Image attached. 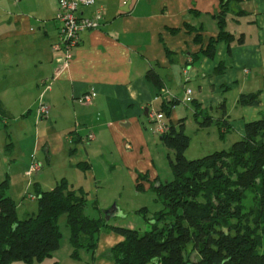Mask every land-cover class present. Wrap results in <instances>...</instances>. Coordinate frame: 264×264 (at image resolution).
I'll list each match as a JSON object with an SVG mask.
<instances>
[{"label": "crops", "instance_id": "crops-1", "mask_svg": "<svg viewBox=\"0 0 264 264\" xmlns=\"http://www.w3.org/2000/svg\"><path fill=\"white\" fill-rule=\"evenodd\" d=\"M96 5L105 7L103 24L81 33L69 66L61 68V53L52 49L57 0H0V182L7 180L6 195L15 201L17 215L37 211L34 184L49 190L65 178L97 202L104 199L101 188L111 200L118 197L124 180L142 189L162 182L153 152L161 140L151 110L176 128L182 119L184 131L190 113L196 123L207 118L206 126L196 128L206 145L228 136L240 139L246 122L264 117V0H242L226 13L230 41L217 39L219 0H96ZM82 10L88 14L92 8ZM211 39L215 51L208 56ZM56 72L42 96L49 107L43 117L38 82ZM187 87L190 99L184 100ZM89 91L95 92L89 102L77 100ZM250 92H259L260 103L240 104V95ZM162 101L173 102L168 113ZM90 132L94 138L86 140ZM33 158L41 168L31 175ZM94 207V218L105 217ZM138 210L112 207L107 223L144 231L153 215L146 210L139 218ZM121 213L136 224L119 222ZM122 239L103 228L94 250L80 249L78 260L114 264L104 253ZM60 248L61 241L49 257L58 264Z\"/></svg>", "mask_w": 264, "mask_h": 264}, {"label": "trees", "instance_id": "trees-1", "mask_svg": "<svg viewBox=\"0 0 264 264\" xmlns=\"http://www.w3.org/2000/svg\"><path fill=\"white\" fill-rule=\"evenodd\" d=\"M240 1L219 0L217 39L232 40L225 17ZM214 42L211 39L205 50L208 56L215 51ZM238 102L258 105L259 92L241 94ZM172 104L162 101L161 108L168 113ZM207 120L203 117L197 123L206 126ZM167 125L159 138L168 149L173 178L151 183L163 207L146 218L148 229L109 225L104 217H89L84 212L86 192L71 188L65 178L49 190L34 184L37 211L18 217L15 201L6 195L5 179L0 182V264L51 257L60 247L58 221L63 214L74 259L82 248L94 250L97 234L104 228L123 236L104 254L114 264H264V251L257 250L264 231V117L246 122L244 136L228 149L192 159L185 156L190 139L183 120L177 128ZM77 166L89 168L86 163ZM136 189H142L140 183ZM249 190L254 193L252 206L244 203Z\"/></svg>", "mask_w": 264, "mask_h": 264}, {"label": "rangeland", "instance_id": "rangeland-1", "mask_svg": "<svg viewBox=\"0 0 264 264\" xmlns=\"http://www.w3.org/2000/svg\"><path fill=\"white\" fill-rule=\"evenodd\" d=\"M182 108H184V106H182ZM185 114H188L187 112ZM201 115H205L204 113ZM200 120L202 119L201 117L199 118ZM33 124V122H31ZM31 124V130L33 128V125ZM199 125L196 123V121L193 119L192 114L190 113L187 117V123H186V129H185V133L190 137V143L188 148L185 151V156L189 159L192 158H197L200 156H203V148L205 146H209L212 149L211 150H220V149H227L232 142H234L235 140H238V137L235 138L234 140L231 139L230 136H228L229 138L225 139V140H217L215 139L214 142L210 143L209 145H206L205 142H203V140L200 138V135L198 133H196V128ZM4 125L2 123H0V133L2 135V130H3ZM2 129V130H1ZM217 133V131H216ZM217 135V134H216ZM230 140V143H228V141ZM155 150L153 151L155 154V161L156 164L158 166V168L160 169V178L162 180V182H165V180H172L173 178V174H172V170L170 167V162H169V157L167 155L168 149L167 147L159 142L158 143V147L154 146ZM172 157V155H170ZM1 158H3V156H1ZM122 188L118 190V197H115V199L110 198L111 194H109V192L107 191V188H101L99 190V195L101 198H104L101 201H97L94 202L92 201V199L88 198V201L86 202L85 205V214H87L89 217H94L95 216V207L94 206H98L99 209L104 213V211L112 208V207H117L118 209H123V210H133V209H140L142 207H146L148 210V215H153L156 211L160 210L163 207L162 202L157 198V195L155 193V191L152 189V187L150 188H146V189H141V190H137L134 187H128L127 182H125V180L122 182ZM105 186H107L105 184ZM115 190V189H114ZM87 196V195H86ZM254 193L249 190L247 191V195L245 197L244 203L247 206H252L254 204V199H253ZM106 199V200H105ZM97 210V209H96ZM99 211V210H98ZM136 213L137 217L141 218L142 217V212H134ZM139 213V214H138ZM18 215L20 217H22L23 215L18 212ZM120 215V216H119ZM124 215L118 214L117 215V220L119 222H122L124 224H136L135 218H128V217H132L127 216V218H120L123 217ZM112 220H114L113 218H111ZM59 227H60V231H61V248L58 250V252H56V257L59 260L60 264H86L83 260H78L77 258L74 259L72 258L69 254H70V243H69V226L66 224L65 222V215H61L59 217ZM126 227V226H124ZM149 227V225H148ZM130 228V227H128ZM261 230V229H260ZM262 235H261V244L260 246L257 247V250L259 252H263L264 251V231L261 230ZM105 254V253H104ZM87 255L85 254V252H83V257ZM89 256V255H88ZM193 259H195L194 255L192 256ZM10 264H53V259L45 258L44 260L38 261V260H33L31 262H24L22 260H14L11 261Z\"/></svg>", "mask_w": 264, "mask_h": 264}, {"label": "built area", "instance_id": "built-area-1", "mask_svg": "<svg viewBox=\"0 0 264 264\" xmlns=\"http://www.w3.org/2000/svg\"><path fill=\"white\" fill-rule=\"evenodd\" d=\"M82 8H92L88 14H84ZM105 7L96 5V0H57V9L54 15V20L57 24L58 39L52 44V49L61 53V68H67L70 60L73 57V51L80 43L81 33L85 30H96L101 27L104 21ZM57 75L54 73L51 77H42L39 79L41 92L38 97V112L40 116L49 114L48 105L42 100L43 94L51 89L52 82ZM94 91L85 92L80 95L77 100L86 103L89 102L94 95ZM164 93H168L164 90ZM191 88H185L184 100H189ZM150 118L154 124V133L162 134L167 131L168 125L162 112L151 110ZM93 133H88L86 140H92ZM41 164L32 159L28 170L29 174H34L39 171ZM31 196V194H29Z\"/></svg>", "mask_w": 264, "mask_h": 264}, {"label": "water", "instance_id": "water-1", "mask_svg": "<svg viewBox=\"0 0 264 264\" xmlns=\"http://www.w3.org/2000/svg\"><path fill=\"white\" fill-rule=\"evenodd\" d=\"M128 4H129V1L126 3V5L123 7V9L124 10H127V8H128ZM108 211H109V209L108 210H106V211H104V213H105V220H107V218H108V215H107V213H108Z\"/></svg>", "mask_w": 264, "mask_h": 264}]
</instances>
